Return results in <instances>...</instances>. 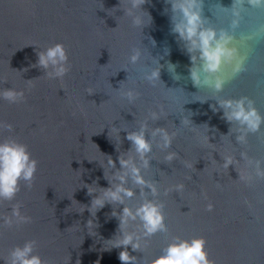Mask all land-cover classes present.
I'll return each mask as SVG.
<instances>
[{
	"label": "water",
	"instance_id": "95a60500",
	"mask_svg": "<svg viewBox=\"0 0 264 264\" xmlns=\"http://www.w3.org/2000/svg\"><path fill=\"white\" fill-rule=\"evenodd\" d=\"M231 2L204 0L205 17L214 19L210 9L216 3L230 7ZM121 6L128 7L127 0ZM143 7L152 23L143 29L141 38L130 18L123 16L120 0H0V81L8 82L4 88L25 93L22 103L0 100V122L14 127V132L5 131L0 139L15 138L26 144L38 162L32 187L21 182L15 200L0 204V264L11 248L28 240L37 241L35 254L46 264H121L118 257L124 249L110 248L112 244L106 242L117 235L112 206L97 212L93 230L86 226L93 218L87 210L91 197L83 184L108 187L99 163L87 159L103 160L101 152L111 156L118 168L117 157L130 148V142L121 131L117 152L118 138L113 133V140L109 139L110 127L135 130L150 110L158 111L160 106L169 116L156 124L150 122V127L177 132L168 151L179 153L182 159L171 165L162 163L166 153L154 146L152 169L145 178L159 182L158 200L164 204L168 232L151 237L142 253L129 247V254L144 264L159 256L172 237H203L214 264H264V180L251 185L238 180V173L249 171L243 161L236 170L230 166L228 172L219 165L221 156L239 158L240 152L264 160V128L250 134L245 145H235L234 136L221 137L228 135L230 125L221 118L222 111H212L210 105L215 101L195 100L247 96L264 115V37L252 44L237 41L249 56L248 71L227 84L222 93L199 91L187 78L189 58L170 32V13H164L169 6L163 0H150ZM229 19L226 13L220 14L213 26L225 27ZM261 27L264 10H249L241 31L253 33ZM148 37L155 40V47ZM56 43L64 45L69 58L70 71L63 80H50L34 67L37 52ZM134 47H146L154 58L163 57L160 79L166 89L141 81L147 51L140 63L130 65L128 57ZM167 62L176 65L180 80H173ZM127 75L126 87L134 86L140 93L134 105L114 91L126 82ZM88 88L95 92L88 95ZM183 116L192 127L180 126ZM206 133L211 144L205 141ZM184 162L192 167H184ZM179 183L185 185L182 192L164 195L165 189ZM15 203L22 205L21 212L31 217V223L8 228L3 217L10 215ZM138 203V197L129 201L130 206ZM208 204L213 211H207ZM83 206L85 211L79 213Z\"/></svg>",
	"mask_w": 264,
	"mask_h": 264
},
{
	"label": "clouds",
	"instance_id": "9594fccd",
	"mask_svg": "<svg viewBox=\"0 0 264 264\" xmlns=\"http://www.w3.org/2000/svg\"><path fill=\"white\" fill-rule=\"evenodd\" d=\"M121 2L122 0H120V10L123 11V16L130 18L131 26L138 29L141 38H143V29L152 23L151 15L143 7L146 3H150V0H127L128 7H122ZM163 2L169 6L164 9V13H170V32L176 37L177 43L181 45L182 50L189 58L190 67L187 78L193 87L199 91L208 89L214 94H220L227 84L248 71L249 56L241 51L237 41L252 44L256 39L264 37V27L253 33L241 31L246 13L249 10H264V0H232L230 7L216 3L210 9L214 19L205 17L204 0H163ZM225 13L230 17L227 25L220 28L213 26L219 15ZM148 39L155 47V40L151 37ZM140 43L142 44V39ZM30 45L37 48L35 44ZM145 49L147 62L140 77L141 81L154 88L158 85H163L165 88L160 79L164 66L159 61L163 57L154 58L146 47H134L128 57L129 64L140 63L142 57L145 56ZM167 54L168 50L165 49V55ZM34 67L42 69L43 76L50 80H63L70 71L69 58L64 45L56 43L38 51ZM175 68L176 65L167 62V71L172 74L173 80L178 81L181 77L175 73ZM121 70L128 73L126 68ZM128 79L127 75L126 82H121L118 90L114 91L129 105H134L139 99L140 93L135 90L134 86L126 87ZM25 82L30 84L32 80ZM5 83L8 82L0 81V100H5L10 104L24 102V90H16L13 87L4 88ZM86 91L88 95L95 92L92 88H88ZM195 100L201 103L208 100L215 101L214 105H210L212 111L214 113L222 111L221 118L230 125L228 135L221 137L234 136L235 145H245L250 134H256L264 128V115H261L255 107V102L247 96L221 99L216 95L208 99ZM168 116L160 106L158 111L150 110L147 117L139 122L135 130L110 127L109 139L113 140V133L118 138L115 142L117 152H120L119 133L121 131L126 133L125 139L130 142V148L126 152H120L117 157L118 168L117 162L111 156L100 151L103 160L87 159L89 163L93 161L99 163L108 187H98L95 182L92 185L83 184V188L87 189V195L91 197L87 210L93 218L87 222L86 226L88 230L89 228L93 230L97 226L93 223L97 212L106 205L112 206L111 215L118 220V229L115 238L106 242L112 244L110 248L124 249L118 257L121 264H141L136 256L129 254L128 248L130 247L132 252L142 253V248L147 245V241L151 237L158 233L168 232L163 213L164 204L158 200L159 182L145 178V173L152 169L154 146L166 153L162 163L171 165L173 161L182 159L179 153L168 151L172 148L177 132H170L166 127H150V122L156 124L162 117L168 118ZM180 126L192 127L190 119L183 116ZM206 128L208 133L209 129L207 126ZM5 131L14 132L13 125L0 122V134ZM207 133L205 141L211 144ZM96 147L99 150L97 145ZM221 158L223 163L219 165L226 172L230 166L236 170L241 161L244 162V167L249 171L244 174L238 173V180L248 185H251L254 180H264V160L249 157L244 152L239 153V158L236 155H226ZM213 161L217 163L215 160ZM37 165V160L32 158L26 144L15 138L0 139V204L15 200L21 191V182L28 188L32 187ZM184 167L190 168L192 165L184 162ZM184 187L183 183L176 184L173 189H165L164 195H169L170 191L182 192ZM137 197L139 203L130 206L129 201ZM21 207L20 203L12 204L10 215L3 217V224L8 228H13L31 223V217L22 214ZM117 208L120 209L119 212L116 210ZM84 211L85 207L83 206V210L79 213ZM207 211H213L212 204H208ZM206 244L207 241L203 237L182 239L175 236L161 250L159 256L150 262L145 261L144 264H214V261L209 259ZM36 247V240H28L23 246L11 248L7 258L3 260V264H46L40 255L35 254Z\"/></svg>",
	"mask_w": 264,
	"mask_h": 264
}]
</instances>
